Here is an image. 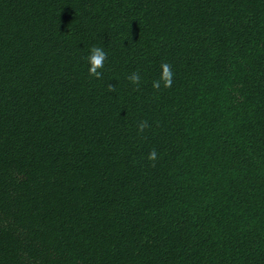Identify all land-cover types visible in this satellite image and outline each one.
Segmentation results:
<instances>
[{
  "label": "trees",
  "instance_id": "16d2710c",
  "mask_svg": "<svg viewBox=\"0 0 264 264\" xmlns=\"http://www.w3.org/2000/svg\"><path fill=\"white\" fill-rule=\"evenodd\" d=\"M0 264H264V0H0Z\"/></svg>",
  "mask_w": 264,
  "mask_h": 264
},
{
  "label": "clouds",
  "instance_id": "9594fccd",
  "mask_svg": "<svg viewBox=\"0 0 264 264\" xmlns=\"http://www.w3.org/2000/svg\"><path fill=\"white\" fill-rule=\"evenodd\" d=\"M88 64L90 65L88 68V74L91 77H95L97 79H101L103 76V73L98 71V69H102L104 67V61L107 59V53L100 47L92 46L89 50V54L87 56ZM161 68L163 69L161 79L164 82V87H171L172 84V71H171V65L167 62H162ZM131 83L135 85L140 84V75L137 72H133L131 75H128L126 77ZM153 88L158 89L160 87V81L156 80L152 83ZM109 91H115V86L109 84L108 85ZM146 127H149L146 120L140 121V123L137 126L138 133H141L144 131ZM151 161H155L157 158V154L155 149H152L147 157Z\"/></svg>",
  "mask_w": 264,
  "mask_h": 264
}]
</instances>
